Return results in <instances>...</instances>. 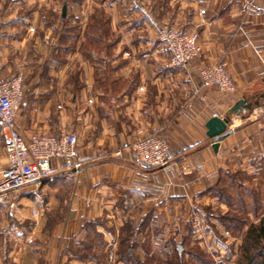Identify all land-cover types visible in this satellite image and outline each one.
I'll return each instance as SVG.
<instances>
[{
    "label": "crops",
    "instance_id": "1",
    "mask_svg": "<svg viewBox=\"0 0 264 264\" xmlns=\"http://www.w3.org/2000/svg\"><path fill=\"white\" fill-rule=\"evenodd\" d=\"M74 19L79 29H67ZM168 22L198 28L202 52L185 68L158 51L157 31ZM219 60L233 92L201 82V68ZM18 73V129L25 137L76 133L83 167L20 189L13 210L0 206V264L107 262L127 227L138 228L137 238L169 212L212 200L231 170L251 175L263 209L252 221L264 218V0H0V81ZM242 98L252 108L229 114ZM214 114L229 116L217 151L206 127ZM150 134L170 144L167 167L132 158ZM56 210L65 218L50 220Z\"/></svg>",
    "mask_w": 264,
    "mask_h": 264
},
{
    "label": "built area",
    "instance_id": "2",
    "mask_svg": "<svg viewBox=\"0 0 264 264\" xmlns=\"http://www.w3.org/2000/svg\"><path fill=\"white\" fill-rule=\"evenodd\" d=\"M200 12L204 14L205 10ZM157 39L158 51L168 58L172 66L185 68L202 52L196 25L187 29L176 23H165L158 29ZM200 77L205 87H216L224 93L236 89L224 60L202 67ZM24 84L23 73L0 81V132L6 154V164L0 165V206L6 205L10 210L17 207L20 189L51 178L60 171L78 172L83 167L76 133L33 132L25 137L18 129L16 117L24 100ZM131 155L138 164L167 167L173 153L165 138L150 134L134 144Z\"/></svg>",
    "mask_w": 264,
    "mask_h": 264
},
{
    "label": "rangeland",
    "instance_id": "3",
    "mask_svg": "<svg viewBox=\"0 0 264 264\" xmlns=\"http://www.w3.org/2000/svg\"><path fill=\"white\" fill-rule=\"evenodd\" d=\"M95 1L90 0V2ZM78 22L77 19H74V22L68 21L65 25L68 27L67 29H79ZM256 188L250 174L241 170H231L224 174L221 182L213 187L212 200L198 206L191 205L189 210L179 208L177 215L169 212L168 217L175 219L173 222H169L165 215L164 220H160L154 226L142 227L145 230L137 238L134 233L138 228L128 227L126 237L130 238L129 245H135L134 249L136 250H139V246L143 245L149 252L148 258L142 248L139 251L140 257L136 259L133 258L135 255L132 254V251V264L135 261H140L141 264H201L200 257L204 253L206 256L212 257L213 264L235 263L240 256V246L245 231L249 223L252 222V208L257 207V197L262 196L261 193L255 192ZM258 209H260L259 213L263 212V209ZM258 209H256L257 212ZM65 214V211H52L49 212V219L52 221L62 220L65 218ZM175 216H178L181 221L176 222ZM182 219L184 220L182 221ZM162 221H164V225H161ZM156 233L161 234L156 241H151V237ZM161 237L163 239H159ZM100 242L99 240L93 242L98 246L96 250H100ZM119 246L120 241L114 246L115 250H109L107 258L109 264L122 261L118 259ZM82 250H79L80 254L84 251ZM86 252L90 251L85 249ZM110 256H113V259H110ZM107 262L102 264H108Z\"/></svg>",
    "mask_w": 264,
    "mask_h": 264
},
{
    "label": "trees",
    "instance_id": "4",
    "mask_svg": "<svg viewBox=\"0 0 264 264\" xmlns=\"http://www.w3.org/2000/svg\"><path fill=\"white\" fill-rule=\"evenodd\" d=\"M211 190L213 191L214 189L212 188ZM258 198L259 197H257V199ZM256 209L257 207H254L252 208V211L254 213H257ZM228 220H231V219H228ZM237 229L239 230L241 228H237ZM94 238L95 240H99V241L101 240L98 234H95ZM129 239L130 238H127L126 236L121 238L120 246L118 249V256H119L118 259L119 260L132 264V261H131L132 251H133L132 254L135 255V257L133 258L137 259L138 257H140L139 251L142 248H144V251L147 254V257L149 256L148 249H145L143 245L139 246V250L134 249L135 245L134 246L133 244L129 245V242H130ZM203 257H206V258L209 257V259H206ZM200 261H201V264H213L212 257L209 255L206 256L205 253L203 256L200 257ZM134 264H141V263L140 261L138 262L135 261ZM233 264H264V218H262L259 223H255L253 221L249 223V226L245 231V234L242 239L241 246H240V256L237 259V261H235V263Z\"/></svg>",
    "mask_w": 264,
    "mask_h": 264
},
{
    "label": "water",
    "instance_id": "5",
    "mask_svg": "<svg viewBox=\"0 0 264 264\" xmlns=\"http://www.w3.org/2000/svg\"><path fill=\"white\" fill-rule=\"evenodd\" d=\"M66 14V6L63 7V15ZM264 97V95H263ZM259 101H256L258 103ZM253 106L252 102H247L245 98L238 100L229 110V114L246 113ZM229 116L220 117L213 115L206 122L207 135L214 139L213 148L217 151L219 142L223 140L228 134Z\"/></svg>",
    "mask_w": 264,
    "mask_h": 264
}]
</instances>
